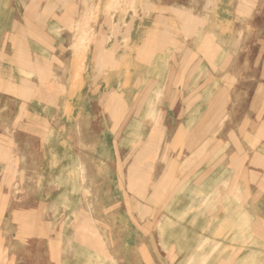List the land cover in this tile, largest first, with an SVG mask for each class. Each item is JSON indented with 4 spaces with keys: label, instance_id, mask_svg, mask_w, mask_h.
Masks as SVG:
<instances>
[{
    "label": "rangeland",
    "instance_id": "obj_1",
    "mask_svg": "<svg viewBox=\"0 0 264 264\" xmlns=\"http://www.w3.org/2000/svg\"><path fill=\"white\" fill-rule=\"evenodd\" d=\"M163 13L173 28L160 31ZM159 34L171 35L173 55L158 53ZM0 66L3 102L56 106L55 119L65 103L67 221L83 208L99 217L100 241L111 246L112 230L125 236L115 249L124 253L98 255L97 264L262 263L255 190L233 191L231 175L242 168L249 183V168L264 167V0H0ZM19 147L25 166L33 152L25 140ZM20 188L24 206L30 192ZM79 197L89 206L74 205Z\"/></svg>",
    "mask_w": 264,
    "mask_h": 264
},
{
    "label": "crops",
    "instance_id": "obj_2",
    "mask_svg": "<svg viewBox=\"0 0 264 264\" xmlns=\"http://www.w3.org/2000/svg\"><path fill=\"white\" fill-rule=\"evenodd\" d=\"M166 17L167 15L163 13L159 18V23L156 26L160 31L167 30V25L172 26ZM17 26L15 30L22 31L19 27H23V25ZM25 27L27 26L25 25ZM32 27L28 30H36L35 25ZM195 29L194 26L190 28L191 31H195ZM170 36L159 34L154 39L156 46L163 47L158 50L160 55H173V52L170 54V51H173L172 46H175V42L170 39ZM203 39L204 37L201 39L202 42ZM64 41L62 40L63 43H60L57 40L58 47H65ZM34 42L39 43L37 40ZM45 42L51 43V40L47 38ZM139 42L137 41V44H139V48H142L143 45ZM194 44L195 40H186L184 45L188 48ZM34 47H38L37 44ZM35 51L38 50L35 49ZM39 52L44 54L43 50ZM148 53L152 55L156 52L142 50L139 51L138 56L147 57ZM62 60L64 59L62 58ZM34 69H41L40 64L35 65ZM2 79L3 69L0 66V264H67V260L69 264H79L73 260L75 255L89 256L90 263L80 262V264H97L98 255L124 253L121 250H115L123 248V246L120 247L122 245L120 243H123L125 236L120 229L112 230L111 235L105 233L113 240L111 246H108L100 241L99 217H93L87 210L81 208L78 216L74 217L72 221H67L65 210L62 209L67 205L66 192L71 189L73 184L66 181L69 168L66 166L67 118L65 103L57 104V118L55 119L50 118V111L53 109L47 107V109L40 110L39 103L19 102L16 96H11L17 94L15 91L10 92L9 102H3L1 97L5 93V87L2 86ZM23 110L25 118H21ZM141 120L139 119V123ZM145 123L141 122L144 126ZM22 140H25L27 144L26 150L32 151L33 155L25 157V166H17L18 152H20L19 143H22ZM56 149L57 153H52ZM237 150L241 153V142L237 146ZM252 150L251 152H254L257 159L255 163H257L259 161L258 151L261 150L258 145ZM51 159H57V166L51 165ZM94 171L92 173L97 176L103 174L97 168ZM143 174H145L144 171ZM242 174L243 169L239 168V172L236 173L235 170L231 175L233 178L232 190L239 191L244 184H248L251 191L255 190L250 194L249 206L255 207L257 211L259 207L260 214L257 212L256 220L264 221V210L262 209L264 208V199L262 198L264 167L253 165L249 168V183L242 181ZM21 175L25 178L24 183L18 182ZM98 179L101 183L105 181L102 175ZM107 183L111 184V181L109 180ZM76 185L78 184L75 181L74 190L81 193L86 190V187L81 183L75 187ZM19 186H21V190L30 192L24 206L19 204L17 196L14 197ZM228 189L230 190L231 186H228ZM74 205L89 206L87 203L85 204L82 197L75 198ZM43 206L57 207L59 215L47 214L43 219V215H37V208ZM68 222L73 223L70 226L72 235L69 238L67 237ZM88 228L90 231H86ZM259 238L264 239V234L258 233L256 239ZM255 251L258 253L257 248ZM255 260L257 261L258 258ZM260 260L261 264H264V257H261Z\"/></svg>",
    "mask_w": 264,
    "mask_h": 264
}]
</instances>
